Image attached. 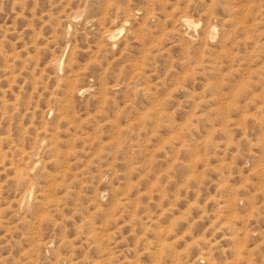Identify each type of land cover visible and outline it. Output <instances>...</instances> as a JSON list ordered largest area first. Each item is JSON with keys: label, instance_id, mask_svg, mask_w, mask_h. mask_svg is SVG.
I'll return each instance as SVG.
<instances>
[{"label": "rangeland", "instance_id": "1", "mask_svg": "<svg viewBox=\"0 0 264 264\" xmlns=\"http://www.w3.org/2000/svg\"><path fill=\"white\" fill-rule=\"evenodd\" d=\"M0 264H264V0H0Z\"/></svg>", "mask_w": 264, "mask_h": 264}]
</instances>
